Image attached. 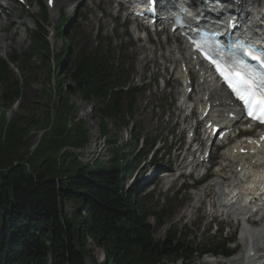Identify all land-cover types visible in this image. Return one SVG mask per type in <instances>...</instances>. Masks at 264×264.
Segmentation results:
<instances>
[{"label": "trees", "instance_id": "1", "mask_svg": "<svg viewBox=\"0 0 264 264\" xmlns=\"http://www.w3.org/2000/svg\"><path fill=\"white\" fill-rule=\"evenodd\" d=\"M71 15L75 17L60 18L61 27L69 23V41L63 27L65 51L56 58L59 68L63 66L57 71L69 78L70 87L65 92L95 101L104 123L110 119L117 127L126 126L124 113L131 108L125 102L133 92L113 89L122 72L114 65L110 50L77 48L76 14ZM41 18L46 20L43 6ZM39 30L30 33L22 58L15 54L0 58V81H10L9 92L2 93L6 104L23 98L8 63L28 64L31 56L41 59L45 42ZM54 109L45 125L48 136L34 156L21 152L22 130L20 134L8 125L0 140V264H86L89 243L102 251L109 264H165L189 259L194 253H228L224 242L197 248L188 244L186 234L180 236L176 231L168 230L162 239H155L148 219L154 215L157 226L161 225L169 214L168 206L159 212L150 210L137 198L134 188L125 187L126 178L141 159L139 154L112 149L108 159L84 163L73 152L60 153L61 148L78 149L86 144L88 131L80 121L69 125L62 113H55L57 107ZM104 123L102 131L107 134ZM52 148L55 159L69 163L50 166L48 159L52 157L47 152ZM126 154L132 159L123 165L121 159ZM37 156L41 161L34 164ZM64 201L78 202L81 207L74 208L70 219L62 210Z\"/></svg>", "mask_w": 264, "mask_h": 264}, {"label": "rangeland", "instance_id": "2", "mask_svg": "<svg viewBox=\"0 0 264 264\" xmlns=\"http://www.w3.org/2000/svg\"><path fill=\"white\" fill-rule=\"evenodd\" d=\"M38 1L28 0L26 6H20L18 3L13 2L11 4L12 9L8 10L10 13L9 17L1 19L2 22L0 21V58L7 59L12 54L22 58L21 54L26 50L28 37L30 36V32L27 29L25 30L23 25L33 30H38L40 27L39 31H43L42 37L45 42L40 60H34L35 57L31 56L28 59L30 62L28 64H22L20 61L15 63L8 61L12 77L15 79L14 81L17 80L19 91L22 93L21 97L23 98L11 104L4 103L2 101V93L4 90L9 92L10 89L7 84L10 81L5 80V83H1L0 81V140L4 138V132L5 129L7 130L8 125H10L11 130L12 128L17 129L20 134L22 130L24 134H21L23 136L21 138V152H26V155L29 157L34 156L41 142L45 141L43 138L48 136V131L46 132L47 129H45L48 116L50 113H54V108L57 107L55 113H62L67 122L69 121V125L80 121L88 131V142L80 148L64 147L60 149V153L64 151L73 152L84 163H90L95 159L106 160L111 156L112 149H117L119 152L138 150L139 145L135 146L134 142L136 139L145 140L146 144L145 146L142 144V149L149 151V153L152 148L150 146L155 141H162L157 146H163L164 150L169 148L172 142L170 134H175L180 130L179 124L176 123L179 117H177V95L175 94L179 88V83L171 82V87L163 91L162 77L159 74L156 76L153 74L154 64L149 62L144 68L139 67L143 65L141 63H145L146 61L141 59L145 52L139 50L138 46L140 43L134 41L132 34L130 35L129 33L132 23L124 20L122 16L115 17L111 12V8L113 7L109 2L82 0L79 3L81 15H78L77 35L75 38L77 48L90 49L95 44L101 47H109L114 50L116 55H119L118 62L125 69L132 71L129 82L139 87L145 84L143 86L144 91L136 93L132 112L125 118L128 125L117 127L110 119L105 120L106 124L101 121L95 101H84L78 95L69 96L66 94L65 90L70 87L69 78L62 72L60 74L57 71L63 67L60 65L59 68L56 61L57 55L65 51L59 21L62 14L66 16L73 0H66V3L60 5L59 11H56L54 14L51 13V10L47 9L45 21H42L39 16L40 7ZM102 21H105V23L103 24ZM162 38L165 41L164 35L161 36ZM170 43L171 40L168 39L167 44ZM55 123L58 124L57 122ZM102 123L105 124V132L107 134H104L102 131ZM128 143H130V148L129 146L127 147ZM176 144L178 143H173V145ZM54 150L52 148L47 152L52 157L50 158L52 159L51 161L48 159L50 166L52 163L58 165L69 163V160L62 161L59 157L55 159L53 157ZM214 157L218 159L219 153L215 154ZM39 158L37 156L36 162L33 161L34 164L41 161L38 160ZM171 158H175V154ZM144 163L143 167L145 168L148 165V157ZM168 181L169 179L166 178L161 180L157 187L153 188L149 185L147 190H142L138 193L140 196L142 193H148L144 199V203L148 208H155V211L161 209L162 202L171 200V191L177 190L183 182L182 180L176 181L173 185L174 189L168 191ZM186 182L185 189L180 190L181 193L172 199L170 203L172 214L165 218L161 226L157 227L155 217L148 219L151 226L154 227V238L162 239L166 231L174 229L181 233L187 232L186 240L189 244L194 242L202 244L217 236L218 230L222 228L223 237H233L232 232L235 230L234 243L230 244L231 248L234 247L241 226L234 220H225V215L218 217L219 211L217 205L215 216L218 217L216 218V222L219 223H215V225L210 224L209 216L212 217L214 215L209 214L211 208L209 207L208 210V205L205 207L206 203L203 199L201 203L199 202L202 198L201 195L199 198L195 196V192H199L206 185L205 183H209V181L199 185L196 189L190 187L192 179H187ZM129 184L130 181H126L125 187H128ZM213 191V187L211 186L210 190L207 191V199H210L209 196ZM74 208H81L78 202L74 204L71 201L63 202L62 210L68 219L71 218ZM238 246V252H243L244 247L242 245ZM88 247L90 253L85 255L86 264H109L99 248L92 243H89ZM246 249L245 246L243 256ZM238 252L235 253V256L238 255ZM176 264L215 263L213 259L203 257L195 261H188L186 263L177 262Z\"/></svg>", "mask_w": 264, "mask_h": 264}, {"label": "bare ground", "instance_id": "3", "mask_svg": "<svg viewBox=\"0 0 264 264\" xmlns=\"http://www.w3.org/2000/svg\"><path fill=\"white\" fill-rule=\"evenodd\" d=\"M107 1V0H104ZM65 0H54L51 13H55L56 11H59L60 5L65 4ZM110 10V9H109ZM264 0H262L261 6L258 7L255 12L257 14H260L262 17H264ZM112 14L115 16H118V13L116 11V8L113 7L111 9ZM104 24L105 21H102ZM1 27V23H0ZM131 31L133 32L134 38L138 37L136 36V26H131ZM142 33V32H141ZM164 39V38H163ZM165 45V44H164ZM140 47V46H139ZM145 48L146 55L143 59H145L147 62H152L154 66L159 67L158 69H166L167 63L166 59L169 60L171 63L172 61L178 60L182 54H180V51H176L175 47L169 46L168 48L164 49L162 52L157 53V47L152 46H141V48ZM159 54V55H158ZM142 59V57H141ZM141 63V61H140ZM171 66V65H169ZM141 67V66H139ZM174 77L173 78H179L177 70H174ZM176 76V77H175ZM171 78V77H170ZM168 80L166 79V82ZM183 81V79H182ZM187 86H185L182 90L179 92L177 91L178 95V109L180 111L188 112L189 109L192 106L188 103L187 98L183 94V90L186 89ZM210 91L212 95H216L215 87L210 84L209 86L205 87L202 84L197 85V89L195 91V94L198 95V103L202 102L203 97L206 92ZM220 99V98H216ZM221 100V99H220ZM205 106V103H204ZM197 110V106L193 105L192 107V113L193 111ZM188 113H184V117H187ZM216 113V109H212L210 112V117L214 118ZM198 123V122H197ZM199 124V123H198ZM237 143H246L243 140H234L232 142V146L229 147L227 150L225 149L222 153L223 157L221 159L220 163V169L216 170L214 173V176L216 177L215 183H209L206 184L199 192H195V196L198 198L200 195L202 198L199 200L201 203L202 199L205 203L208 204L210 209V215L215 213V205L218 204V208H222L223 205L233 198L245 196V199H250L254 201L255 208L257 209L255 216L262 215L263 218L259 219L258 222L250 227L248 226V222L253 223L252 218L248 216L247 222L245 221L241 226V231L239 236L243 237L242 241H244V244L246 246L245 255H241L242 264H251L252 261H254L257 257H260L264 254V191L263 183H264V153L262 151H251L247 155H237V150L239 148H244V146H237ZM250 149L249 147H246ZM186 170L189 171L192 167H190V164L186 165ZM189 168V169H188ZM239 168V170H238ZM213 187L214 190V199L211 201L210 199H207L208 196V190H210V187ZM229 187H233L232 190V196L228 197V189ZM243 200V197L241 198ZM206 207V205H205ZM223 210H227V214H232L235 217H246L248 214V210L245 208H241L239 205L236 207H230L225 208ZM217 211V210H216ZM231 221V220H230ZM261 250V251H260ZM240 257H237L236 259H241ZM240 262V261H239Z\"/></svg>", "mask_w": 264, "mask_h": 264}, {"label": "snow or ice", "instance_id": "4", "mask_svg": "<svg viewBox=\"0 0 264 264\" xmlns=\"http://www.w3.org/2000/svg\"><path fill=\"white\" fill-rule=\"evenodd\" d=\"M51 2V0H50ZM243 47L244 55L257 62L264 61V54H258L253 47ZM217 72L228 83L233 93L242 102L249 115L264 123V91L253 90L250 82L244 78L243 74L233 71L229 66H221L218 62L213 61ZM259 113V114H257ZM264 139V137H262Z\"/></svg>", "mask_w": 264, "mask_h": 264}]
</instances>
